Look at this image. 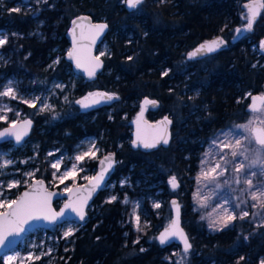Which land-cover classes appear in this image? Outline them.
Returning <instances> with one entry per match:
<instances>
[{"label":"trees","instance_id":"1","mask_svg":"<svg viewBox=\"0 0 264 264\" xmlns=\"http://www.w3.org/2000/svg\"><path fill=\"white\" fill-rule=\"evenodd\" d=\"M248 1L143 0L128 9L124 0H56L52 9H46L49 3L37 7L35 16L24 11L2 14L0 28L8 26L27 35L36 21H42L45 37L43 42L19 38L14 47L17 68L11 71L8 65L6 75L23 72L38 77L37 61L47 65L55 55L53 49L65 55L69 46L65 34L78 15L87 14L108 26L103 72L94 81H79L70 100L95 92L113 93L117 99L88 112L72 102L57 106L56 120L46 114L35 117L30 140L38 146L36 177L48 184L50 170L41 159L48 149L60 147L70 154L82 139L101 138L105 154L117 156L109 183L126 177L121 194L142 202L141 220L148 224L139 235L129 225L122 227L126 208L119 201L103 202L104 189L92 204L97 205V214L87 210L86 223L58 264H259L264 258V225L253 228L235 221L210 233L192 211L191 201L193 177L205 146L219 131L245 123L249 96L264 92V54L252 49L264 38V10L252 32L230 43L234 30L248 23L243 7ZM216 38L227 46L201 59H187L198 45ZM20 49L29 51L28 59L20 56ZM45 75L48 82H66L72 76L71 66L63 56ZM145 98L158 104L147 111L149 120H171L169 145L148 152L129 145L130 121ZM106 108L110 111L104 112ZM26 155L28 150L22 154ZM97 165L98 161L87 164L93 171ZM172 176L179 184L175 192L168 184ZM157 191L164 198L158 217L148 200ZM173 196L179 200L181 223L192 244V250L181 256L171 254L178 246L161 248L155 241L170 216L166 207Z\"/></svg>","mask_w":264,"mask_h":264},{"label":"rangeland","instance_id":"2","mask_svg":"<svg viewBox=\"0 0 264 264\" xmlns=\"http://www.w3.org/2000/svg\"><path fill=\"white\" fill-rule=\"evenodd\" d=\"M46 3H49L46 9H52L56 0H30L26 3L0 0V19L4 12L24 11L35 16L37 7ZM42 26V21H36L27 35L43 42L45 37ZM21 37L20 33L8 26L0 28V122L19 121L22 118L21 106L31 109L35 117L46 114L56 120L55 109L57 106H69L72 92L82 79L72 73L66 82L56 79L47 81V70L53 69L65 56L58 49L52 50L55 55L46 66L42 67L41 62H36L41 71L38 77L26 76L23 72L6 75L4 69L13 63L14 55L13 51L7 49L9 40ZM263 40L264 38L254 43L252 49L261 53L259 46ZM67 50L68 48L65 54ZM107 50V44L103 43L98 55H105ZM27 56L24 55L23 59ZM259 95L264 97V92ZM252 96H249V100ZM16 102L21 106L14 109ZM109 111V108L104 109V112ZM253 124H260L264 128V103L259 111L249 114L245 123L219 131L210 139L199 157L193 177L192 211L203 220L210 233L231 227L235 221L246 222L253 228L264 225V146L258 147L255 144L250 134ZM100 142L101 138L88 137L79 141L70 154L60 147L50 148L42 153V162L50 170L49 188L64 191L91 178L94 171L87 164L99 161L106 153ZM26 150L30 155L22 156ZM37 157L36 143H31L28 149L25 148L16 156L10 148L0 150V212L15 200L20 188L28 186L37 178ZM170 181L171 179L168 184ZM127 183L126 177L108 183L103 202L119 201L126 208L121 226L129 225L136 235L144 234L148 223L141 220V216L145 214L142 202L121 194ZM148 200L158 217L164 198L157 191ZM97 209V205L89 208L94 214H97ZM166 209L170 211L169 201ZM170 217L171 214L165 226ZM82 228L83 225L66 222L50 231L36 230L16 250L2 257L0 264H58L63 260L64 254L71 250L74 235ZM182 253L180 248L171 250V254L175 256H181ZM259 264H264V258Z\"/></svg>","mask_w":264,"mask_h":264},{"label":"water","instance_id":"3","mask_svg":"<svg viewBox=\"0 0 264 264\" xmlns=\"http://www.w3.org/2000/svg\"><path fill=\"white\" fill-rule=\"evenodd\" d=\"M30 1V0H25ZM128 9H134L143 0H124ZM248 23L234 30L230 43L241 40L252 28L262 11V0H250L243 5ZM108 26L103 20H94L87 14L72 18L65 37L68 41V50L64 60L71 66L74 75L83 82L94 81L98 74L103 72L104 63L98 55L99 47L104 43ZM227 42L216 38L198 45L187 54L188 60L207 57L225 48ZM264 54V40L259 46ZM117 97L113 93L95 92L75 103L80 106L81 112L95 110L110 104ZM264 103V97L255 94L247 104V112H257ZM157 102L145 98L140 103V109L130 121L131 140L130 147L148 152L158 147H166L171 140V120L163 117L149 120L146 117L148 110H154ZM33 127L29 119L14 123L0 130V143L13 142L15 147H20L28 138ZM255 144L264 146V128L260 124H253L250 129ZM117 164L115 152H110L101 157L95 173L88 180L71 186L67 190L49 188L41 178L34 179L28 186L20 190L15 200L0 212V259L16 250L22 241L36 230L50 231L58 225L71 222L84 225L87 221V210L93 204L99 193L106 188L110 177ZM169 187L175 192L178 181L170 178ZM57 205V207H55ZM170 220L155 236L156 243L161 248L178 246L185 254L192 250L191 241L181 223V206L177 197L169 199Z\"/></svg>","mask_w":264,"mask_h":264},{"label":"flooded vegetation","instance_id":"4","mask_svg":"<svg viewBox=\"0 0 264 264\" xmlns=\"http://www.w3.org/2000/svg\"><path fill=\"white\" fill-rule=\"evenodd\" d=\"M20 35L22 36L21 38H28L29 36L28 35H24V34H21ZM19 38H12L9 40V45L11 46L9 50L13 51L14 52V55H13V63L10 65V68H11V71H15L16 68H17V51L14 49V47L16 46V44L19 42L18 41ZM21 45H24L22 43H20ZM20 53V56L23 58L24 55H28L26 57V59H28L29 57V51H24L20 49L19 51ZM46 66V65H45ZM91 94V93H90ZM90 94H86L84 96H76L74 100H72V103L80 109V106L77 105L75 102L79 99H82V98H85L87 97L88 95ZM78 98V99H77ZM17 106H21L20 104H18V102H16V104H14V109H16ZM21 111H22V118L19 120V121H10V122H0V130L8 127L9 125H12L14 123H17V122H21V121H24V120H31L33 122V127L31 129V131L33 130L34 128V125H35V121H34V118L35 116L33 115V112L31 111V109H29L27 106H21ZM9 116H13V114H9ZM31 131H30V134L28 136V138L23 142V144L20 146V147H15L13 142L11 141H8V142H2L0 143V150L2 149H6V148H10L12 149V154L13 155H18V154H21L22 151H24V149H28L29 145H31L32 141L30 140V135H31ZM88 138V137H87ZM97 168V167H96ZM93 171V170H92ZM96 169L94 170V173H95ZM82 183V182H81Z\"/></svg>","mask_w":264,"mask_h":264}]
</instances>
